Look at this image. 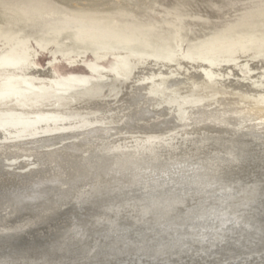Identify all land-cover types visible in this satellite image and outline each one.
<instances>
[{
  "label": "bare ground",
  "instance_id": "1",
  "mask_svg": "<svg viewBox=\"0 0 264 264\" xmlns=\"http://www.w3.org/2000/svg\"><path fill=\"white\" fill-rule=\"evenodd\" d=\"M194 4L0 0V264H264V9L195 53Z\"/></svg>",
  "mask_w": 264,
  "mask_h": 264
},
{
  "label": "rangeland",
  "instance_id": "2",
  "mask_svg": "<svg viewBox=\"0 0 264 264\" xmlns=\"http://www.w3.org/2000/svg\"><path fill=\"white\" fill-rule=\"evenodd\" d=\"M99 4L103 8H108L110 4H113L117 0H98ZM157 11L152 15V20L155 22L162 23L168 19L167 12L172 8L173 4L177 0H156ZM195 2V9L191 12L188 24V37L187 45L194 48L195 53H198L196 48H199L204 43H209L215 40V38L223 31L237 24L240 21L246 20L245 17L261 11L264 9V0H193ZM197 7H196V6ZM69 13L70 12H64ZM240 20V21H239ZM49 19L40 20L38 25H30V36L32 39L42 37L43 39L52 38L53 26L45 24ZM190 21V22H189ZM190 30V31H189ZM34 33V34H33ZM33 39V41H34ZM188 46V47H189ZM67 49V47H66ZM64 49V50H66ZM61 58L55 66V72L57 74V87L60 92L68 94L73 93L75 90H81L88 88L93 84V80L98 81L100 84H112L104 77L99 76L100 71L112 70L116 71L115 62H107L103 64L98 63L96 58L93 60H85L79 63H71L67 61V58L59 55ZM51 54L48 52L41 51L38 56L37 67L44 68L49 63ZM64 58V59H63ZM117 61L116 59H113ZM209 79L213 81V76L208 75ZM25 92H31L35 88L31 83H26ZM212 95L211 93H204V95ZM20 121V120H17ZM15 120L10 123L9 126H1L3 134L8 138H15L16 134L19 133ZM14 126V127H13ZM11 127L13 129H11ZM3 128V129H2ZM16 128V129H15ZM12 131V132H11ZM10 132V133H9ZM13 134V135H12ZM15 135V136H14Z\"/></svg>",
  "mask_w": 264,
  "mask_h": 264
}]
</instances>
